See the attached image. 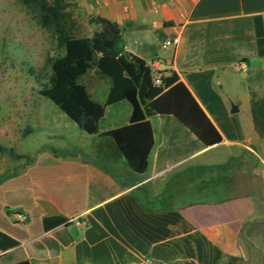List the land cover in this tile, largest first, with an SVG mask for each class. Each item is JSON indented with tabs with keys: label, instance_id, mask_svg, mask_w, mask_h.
<instances>
[{
	"label": "crops",
	"instance_id": "obj_1",
	"mask_svg": "<svg viewBox=\"0 0 264 264\" xmlns=\"http://www.w3.org/2000/svg\"><path fill=\"white\" fill-rule=\"evenodd\" d=\"M79 8L115 22L127 52L174 71L220 141L193 148L184 133L168 141L152 115L141 173L106 148L101 165L72 145L5 155L0 232L16 245L0 249V264H264V55L253 26L257 15L264 32V0H79ZM130 111L124 100L105 105L91 140L126 125ZM90 182L108 194L91 196ZM47 216L84 223L45 230Z\"/></svg>",
	"mask_w": 264,
	"mask_h": 264
},
{
	"label": "trees",
	"instance_id": "obj_2",
	"mask_svg": "<svg viewBox=\"0 0 264 264\" xmlns=\"http://www.w3.org/2000/svg\"><path fill=\"white\" fill-rule=\"evenodd\" d=\"M36 22L48 30L58 52L47 57L50 75L38 93L52 100L60 111L86 134H94L103 108L118 101H126L131 111L124 126L98 134L90 142L97 157L103 160L104 149L110 158L123 157L128 168L141 173L152 146V130L148 117L163 119L162 132L168 141L181 139L184 133L195 147L208 146L220 141V135L205 116L186 86L174 71H155L140 57L124 50L118 25L99 15L87 18L99 26L89 35L76 36L75 21L65 0H17ZM256 52L264 55V32L259 16L253 17ZM89 72L108 81L102 103L92 99L81 80ZM159 73V83L153 74ZM29 125L21 135L29 132ZM170 136V137H169ZM186 143V142H185ZM192 149V148H191ZM0 153L19 158L12 148L1 146ZM110 192V191H109ZM91 196L104 198L108 191L100 183L90 182ZM103 193V194H102ZM59 223L68 224L61 216L42 218V227ZM16 245V241L0 232V249ZM12 264H29L23 260Z\"/></svg>",
	"mask_w": 264,
	"mask_h": 264
},
{
	"label": "rangeland",
	"instance_id": "obj_3",
	"mask_svg": "<svg viewBox=\"0 0 264 264\" xmlns=\"http://www.w3.org/2000/svg\"><path fill=\"white\" fill-rule=\"evenodd\" d=\"M75 21L76 36L89 35L91 25L79 0H65ZM58 52L52 34L41 27L17 0H0V145L27 153L45 145L73 146L101 165L91 148V136L81 131L52 100L38 93L50 75L47 57ZM92 72L81 80L92 99L104 92L105 79ZM94 90V93H92ZM101 98V97H99ZM100 100V99H99ZM237 117L236 113H229ZM29 125V132L21 130ZM0 154V159L6 157ZM10 158L12 163L19 160Z\"/></svg>",
	"mask_w": 264,
	"mask_h": 264
},
{
	"label": "built area",
	"instance_id": "obj_4",
	"mask_svg": "<svg viewBox=\"0 0 264 264\" xmlns=\"http://www.w3.org/2000/svg\"><path fill=\"white\" fill-rule=\"evenodd\" d=\"M177 42H178V36L175 35V36H173L171 38L163 40L162 43H161V47L164 48V47H167L169 45H175ZM155 65H157L156 64V59L151 61L149 66L151 67L152 70L161 71V72L164 71L163 69H158L157 67H155ZM159 75L160 74L157 73V72H155L153 74V81H154L155 84L159 83ZM25 219H26L25 215H20L19 216V220L20 221H24ZM67 222H73L76 226H80V225H82L84 223V221L79 219L78 217H74L73 219H70ZM144 263L145 264H154L153 261L150 258H144Z\"/></svg>",
	"mask_w": 264,
	"mask_h": 264
},
{
	"label": "water",
	"instance_id": "obj_5",
	"mask_svg": "<svg viewBox=\"0 0 264 264\" xmlns=\"http://www.w3.org/2000/svg\"><path fill=\"white\" fill-rule=\"evenodd\" d=\"M229 111H230V112H234V111H236V106H235V105H231Z\"/></svg>",
	"mask_w": 264,
	"mask_h": 264
}]
</instances>
